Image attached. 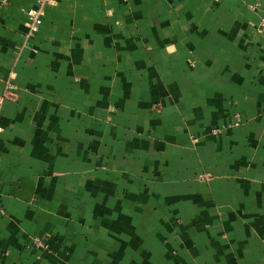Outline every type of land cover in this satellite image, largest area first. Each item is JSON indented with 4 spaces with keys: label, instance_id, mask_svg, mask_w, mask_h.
<instances>
[{
    "label": "crops",
    "instance_id": "crops-1",
    "mask_svg": "<svg viewBox=\"0 0 264 264\" xmlns=\"http://www.w3.org/2000/svg\"><path fill=\"white\" fill-rule=\"evenodd\" d=\"M34 5L0 0V264H264V0Z\"/></svg>",
    "mask_w": 264,
    "mask_h": 264
},
{
    "label": "built area",
    "instance_id": "built-area-1",
    "mask_svg": "<svg viewBox=\"0 0 264 264\" xmlns=\"http://www.w3.org/2000/svg\"><path fill=\"white\" fill-rule=\"evenodd\" d=\"M56 1L57 0H35V5L26 9L25 28L27 34H34L39 30L43 23V13L45 6L55 3ZM15 89V84L11 80H8L5 84V90L0 97V100L6 96L12 97L14 95ZM239 120V117L236 115L235 122H238ZM34 244L38 246L41 245L39 240H35Z\"/></svg>",
    "mask_w": 264,
    "mask_h": 264
}]
</instances>
